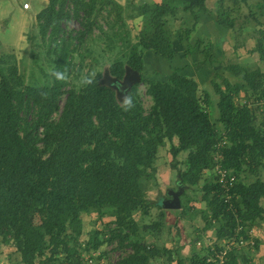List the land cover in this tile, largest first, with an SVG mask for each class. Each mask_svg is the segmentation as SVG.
<instances>
[{
  "label": "trees",
  "instance_id": "16d2710c",
  "mask_svg": "<svg viewBox=\"0 0 264 264\" xmlns=\"http://www.w3.org/2000/svg\"><path fill=\"white\" fill-rule=\"evenodd\" d=\"M68 3L74 16L78 11L85 14L78 39L90 32L93 22L89 16L102 6L112 3V8L121 11L110 0H48L36 18L41 38L48 31L47 49L54 55L46 57L49 71L41 70L40 78L31 76L26 81L14 62L0 57L1 240L13 246L22 264H48L59 251L67 258L78 253L82 216L95 213L97 218H112L108 239L127 250L120 264H154L160 257L167 264H184L176 251L143 239L145 234L158 235L164 225L166 210L160 202L149 200L144 188L154 178L157 149L165 141L170 143L173 159L187 151L180 162L183 168L177 170L181 184L196 185L199 169L216 162L235 177L228 201H224L214 172L212 180L202 184L205 206L197 211L205 225L195 241L209 237L204 231L216 223L213 239L217 243L233 236L246 238L244 228L264 220V172L259 174L264 171V103H259L264 100V67L229 66L235 75L241 72L242 81L231 84L225 79L223 88L215 84L218 99L214 107L206 92L198 95L194 78L172 68L166 80L148 82L146 92L153 103L143 114L137 93V85L143 81V51L173 59L176 52L167 23L178 6L192 19L191 26L179 35L180 41L194 30L199 13H210L205 0H161L137 7L142 28L134 42L121 37L122 57L104 56L111 61L108 69L115 82L100 83L96 73L92 84L66 89L67 80L55 79L52 71L63 70L68 76L71 70L67 57L73 48H68L71 37L62 36L61 26L69 17ZM225 14L217 12L216 21L226 27ZM203 46L198 63L213 62V43ZM260 55L264 60V54ZM126 68L132 76L120 84L119 92L135 96L136 105L129 111L120 108L112 87L123 80ZM240 91L249 92L251 102L235 104L234 95ZM62 94L65 99L60 106ZM215 153L220 158L214 162ZM249 175L252 179L247 182ZM154 207L158 213L151 223L140 225L135 220V213L147 215ZM189 208L180 201V208L173 211L182 217ZM238 225L242 230L237 235L234 229ZM87 241L82 248H97L101 243L96 231ZM46 249L49 256L41 260ZM236 250L228 252L224 264L237 263ZM202 251L203 255H191L189 264H217L207 260L213 257L207 247Z\"/></svg>",
  "mask_w": 264,
  "mask_h": 264
},
{
  "label": "rangeland",
  "instance_id": "374dc122",
  "mask_svg": "<svg viewBox=\"0 0 264 264\" xmlns=\"http://www.w3.org/2000/svg\"><path fill=\"white\" fill-rule=\"evenodd\" d=\"M110 1L118 3L121 11L117 7L112 8V3L102 6L98 11L89 16L93 23L90 26V32L83 35L80 38L81 40L76 37L78 31L83 29L81 23L85 22V14L82 11H78V16H74L72 4L68 3L67 10L69 17L61 22L63 28L62 36L71 37V45L68 48L73 47L67 52V57L71 60V70L66 78L68 82L65 86L66 89L69 86H73L76 89L81 87V75L90 72L100 74V83L110 84V82H115L110 76L108 69L111 61L104 60L106 58L104 56H108L111 59L119 56L122 57L121 54L125 50V47L123 42L121 43V37L126 36L129 41L134 42L137 40L136 34L142 28L143 20L140 15H137V7L144 3L161 2V0ZM213 1L210 0V2ZM223 2H225L226 7L234 6L232 0H223ZM47 3L48 0H0V57L4 56L7 60L14 62L17 66L18 73L24 76L26 81L31 76L40 78L42 74L41 70L43 72L49 71L50 64L48 63L49 60H46V57H54L53 54H49L47 49L49 46L47 42L48 31L41 38L37 26L38 20L36 14ZM236 4H240L239 8L237 7L235 10L236 13L238 12L236 19H245L249 23L247 34L254 33V30L258 27L264 31L262 29L264 28V0H237ZM222 12L223 15L226 13L224 11ZM228 13L233 14L232 11ZM185 15L181 7L178 6L175 16H168L167 27L173 35L172 46L176 52L173 59L165 60L148 50L143 51V67L141 73L143 81L137 85L138 100L143 114L149 111L153 103L151 96L146 92L148 82L166 80L172 68H180L182 74L196 79L198 83V95L203 96V92H206L209 96L210 106L212 107H214L218 99V93L214 88L215 84L223 88V81L225 79L231 83L242 81L241 72L236 77L230 76V80L226 78L227 68L231 66V63L226 59L232 51L230 46L228 51L229 56H227L226 51L223 52L220 62L221 66L215 72H210V68L200 67L201 64L198 63L202 59L200 50L208 40L205 39L202 44L193 39L187 44L182 43L183 39L182 41L179 40L178 37L183 34V28L191 26L192 23L191 17ZM240 29L243 30L244 28L242 27ZM225 34L226 28L218 31L216 39H219L221 36L225 37ZM262 36L264 35L262 34ZM73 44L75 45L73 46ZM214 47L213 45V53L215 52ZM217 54L219 55V53ZM256 61H258L257 57L251 59V62ZM254 64L250 63L249 67H247V64L244 68L249 70L256 66L264 67V60L261 61V64L259 62L256 65ZM119 82L117 84L120 86L122 81L119 80ZM117 84H113L112 87L115 91L117 101L120 103L119 100L122 99L124 94L119 92ZM248 93L244 95L240 91L235 94V104H243L245 100L246 102L248 101L247 103L251 102L252 97H249ZM64 99L65 94H62L59 97L60 106L63 104ZM53 117H57V114H53ZM169 148L170 143L168 141L162 142L158 146L154 162L156 167L154 178L151 177L146 185V189L144 188L146 197L152 202H160L163 205V202L172 199L171 192H176L178 188H182L178 194L179 202L186 203L190 208L184 216L176 217L173 211L175 209L163 206L166 210L163 220L164 225L160 227L158 235L145 234L143 239L145 243H152L158 247L166 246L168 249L176 251L178 256L183 258L184 264H189V258L194 253L199 255H203L204 253L202 251L204 248H200L195 241V236L203 231L205 225L197 210L205 206V201L202 199L203 192L201 186L204 182L212 180V167L214 163L211 167L199 169L200 179L196 185L192 187L186 186L180 183L177 170L183 168L180 162L185 159L187 151L183 150L179 152L176 158L173 159ZM263 172V170L259 172L260 176ZM262 178L264 179L263 174ZM251 179L252 175H249L247 182ZM262 203L264 205V199ZM157 213L158 209L154 207L150 209L147 215L135 213L134 218L140 225L148 224L156 218ZM34 221L39 222L38 215H35ZM81 227V235L77 240L79 243L77 245V248H79L78 253L67 258L62 251H59L51 260L46 261L48 264H72L75 261L78 264H120V259L126 254L127 250L126 248H120L115 240L110 241L108 239L110 230L113 228L112 218L108 216L97 218L95 213H87L82 216ZM216 229L217 223L211 229L204 231V233L215 239L214 231ZM247 229L245 227L244 231L246 232ZM93 231L97 232V239L101 243L97 248L92 246L87 249L82 248L84 243L87 240L89 241ZM246 244L242 245V247L246 246ZM249 244L250 242L247 245ZM47 256H49L48 249L45 250L44 255L40 259L45 260ZM152 262L154 264H167L165 257L157 258ZM0 264H22L18 252L15 251L11 244L2 241L1 237ZM170 264L176 263L173 261Z\"/></svg>",
  "mask_w": 264,
  "mask_h": 264
},
{
  "label": "crops",
  "instance_id": "0c3cea01",
  "mask_svg": "<svg viewBox=\"0 0 264 264\" xmlns=\"http://www.w3.org/2000/svg\"><path fill=\"white\" fill-rule=\"evenodd\" d=\"M205 1H206L205 5L207 9L210 10V13L207 12L199 13L198 21L196 23L194 30H192L189 33L188 37L183 39L182 41V43L187 44L192 39L203 42L206 39L208 40V42L213 43V45L215 46L214 47L215 52L213 57L214 61L211 63L201 64L200 67L201 68L207 67L210 68L209 69L210 72H215V70L221 66L220 62L222 60L223 52L226 51L227 56H229L228 55L229 46L232 51L230 56L227 57L226 59L231 63V66L234 65L244 68L247 64H248L247 67H249L250 63H255L254 65H256L259 62L261 64L262 59L260 52L264 54V36H262V34L264 35V31L258 27L257 29L254 30V33L247 34V28L249 26V23H247L245 19L244 20L236 19V14L238 12L236 13L235 10L237 9V7L239 8L240 5V4L237 5L235 3L237 2V0H232L234 6H229V7L228 6L226 7V4L225 2H223V0L221 1L214 0L213 2H210V0L208 1L205 0ZM217 11L226 12L225 14L227 16L226 27L222 26L216 21ZM227 11L228 12L232 11L233 14H230ZM251 26L253 27V25ZM242 27L244 28L243 30L240 29ZM225 28H226L225 37L221 36L222 38L220 37L219 39H216L218 35V31H222V29ZM217 53H219V55ZM253 57L255 58L257 57L258 61L251 62V59H253ZM226 75H227L226 78L228 79L230 76L232 77L237 76L230 70L226 72ZM241 93L244 94L243 92ZM259 103L260 104L264 103V100L260 99ZM214 155H216L217 158L216 156H214L213 158L216 159L213 160L217 161L220 157H218L217 154ZM263 229H264V220H261L260 222L254 224L249 228L250 234L246 232L247 237L244 239L246 240L247 244L250 241H252V243H250L249 245L246 244V246L240 248L239 250H236V253H238L236 254L238 256L236 264H264Z\"/></svg>",
  "mask_w": 264,
  "mask_h": 264
},
{
  "label": "built area",
  "instance_id": "2783aa9c",
  "mask_svg": "<svg viewBox=\"0 0 264 264\" xmlns=\"http://www.w3.org/2000/svg\"><path fill=\"white\" fill-rule=\"evenodd\" d=\"M212 170L216 175L217 181L220 183V186L222 188L224 194V201H228L230 198L228 189L231 187V185L235 180L234 175L229 171H227L226 169H224L223 167H221V165L217 162L214 163ZM240 229L241 227L240 225H238L234 229L235 234H238ZM247 233L250 234L249 229H247ZM196 243L199 247L202 248L207 247L209 249V252L213 254V257L207 259L208 261H216L217 264H224V262H226L227 260L228 252L233 249L239 250L240 248H242V245L246 244V240L242 236H239L238 238H235L233 236L231 238L228 239L226 238L220 241L219 243H217L213 238L204 237L202 240L197 239ZM250 243H252V241H250Z\"/></svg>",
  "mask_w": 264,
  "mask_h": 264
},
{
  "label": "clouds",
  "instance_id": "9594fccd",
  "mask_svg": "<svg viewBox=\"0 0 264 264\" xmlns=\"http://www.w3.org/2000/svg\"><path fill=\"white\" fill-rule=\"evenodd\" d=\"M52 76L55 77V79L57 80H65L67 78V73L63 70H53ZM94 77H95L94 72L82 74L80 78V84L82 86L92 84ZM117 87H119V84H117ZM119 101H120L119 106L123 111H129L133 109L136 105L135 96L133 94H129L128 92L125 95H123L122 99H120Z\"/></svg>",
  "mask_w": 264,
  "mask_h": 264
},
{
  "label": "water",
  "instance_id": "95a60500",
  "mask_svg": "<svg viewBox=\"0 0 264 264\" xmlns=\"http://www.w3.org/2000/svg\"><path fill=\"white\" fill-rule=\"evenodd\" d=\"M135 74V73H134ZM132 75H130V70L129 68H126V73L123 77V80H121L122 84L124 83V81L126 79H128L129 77H131ZM182 188H178V190L176 192H171L170 194L172 195V199L167 201V202H163V206L166 208H172V209H177L180 206V202L178 199V194L181 192Z\"/></svg>",
  "mask_w": 264,
  "mask_h": 264
}]
</instances>
